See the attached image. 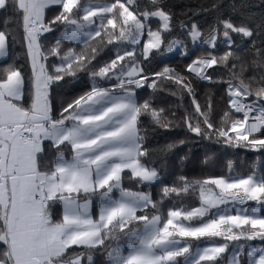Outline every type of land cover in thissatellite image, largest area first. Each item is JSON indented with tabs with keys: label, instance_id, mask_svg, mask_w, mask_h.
Here are the masks:
<instances>
[{
	"label": "snow or ice",
	"instance_id": "obj_1",
	"mask_svg": "<svg viewBox=\"0 0 264 264\" xmlns=\"http://www.w3.org/2000/svg\"><path fill=\"white\" fill-rule=\"evenodd\" d=\"M172 7L0 0V264H96L101 256L103 264H264V171L255 163L246 174L228 159L227 174L171 184L163 176L167 156L192 141L264 152V12L251 17L244 0ZM225 9L240 18H225ZM201 11L215 14L204 30L191 19ZM109 46L114 53L100 58ZM178 46L187 77L149 67ZM82 77L90 83L77 93ZM193 80L211 86L203 105ZM164 82L190 98L191 111L154 106ZM145 85L152 93L141 102ZM214 88L226 101L219 112ZM180 127L189 138L148 146L150 128ZM126 170L149 190L125 187ZM190 194L199 206L176 204Z\"/></svg>",
	"mask_w": 264,
	"mask_h": 264
},
{
	"label": "trees",
	"instance_id": "obj_2",
	"mask_svg": "<svg viewBox=\"0 0 264 264\" xmlns=\"http://www.w3.org/2000/svg\"><path fill=\"white\" fill-rule=\"evenodd\" d=\"M99 2H105V0H99ZM205 0H169V4L172 5V11L176 13H180L185 8H196L199 4L204 3ZM210 2V0H208ZM225 3H231L232 0H224ZM237 3H240V0H236ZM247 4V8L245 11L251 17H258L262 12H264V6H262L261 0H244ZM51 14V13H49ZM191 15V14H190ZM225 18L232 17L233 19H239L240 13L233 12L231 9H225L224 12ZM215 18V14L209 12H199L198 16H191V19L194 20L198 25L202 27V30L206 29L207 26L213 23ZM179 19H185V17L180 16ZM155 27V24L153 25ZM176 33H181L183 30L177 27L175 29ZM180 39H184L185 43L188 44L190 49H193V45L190 39L185 36H179ZM95 42H93L94 44ZM68 47H75L78 51L83 48V45H67ZM17 52H20L21 49L17 47ZM114 49H110L106 47L103 52L100 54V58L109 59L112 53H114ZM181 50L178 54L169 60L163 59L162 56L158 57V61L153 62L149 67L153 68L155 71H159L166 64L170 67L175 68L178 72H182L186 77L189 75L187 71H185V65L189 62L186 58L181 56ZM194 54H198L201 49L194 48ZM10 59V58H9ZM7 60H3L0 64L6 63ZM19 63H25L23 55H21ZM27 66V65H26ZM85 81V87H77L76 92H82L85 90L86 86L90 83L87 77H82ZM194 85L196 86V91L198 93L197 99L201 103L204 104V94L205 91L211 86L206 82H198L193 80ZM160 88L162 89L153 99L154 106L165 109V114L167 115L169 111H175L177 115L182 114V109L186 108L188 111L192 110L191 100L187 95L183 96L181 101L180 92L178 86L170 83L164 82L160 84ZM215 92V97L213 101L214 109L219 112L221 109L225 108L226 101L221 99L223 95V89L214 88L212 89ZM175 91L177 95H171V92ZM138 92V100L141 102L144 99H148L152 93V90L145 85L143 90H137ZM75 93L66 90L64 95L70 96ZM145 125H147V121L145 120ZM178 138H189L185 130L180 127L175 130V134L170 133L166 130L160 128H150L147 133L148 146L152 149H156L159 146H163L169 142H172ZM207 153H215L213 159L207 163H205V155ZM157 156L159 153L156 154ZM181 157H185V159H181ZM228 159H232L235 162V174H246L251 170V166L255 163L257 169L260 171H264V152L255 151V150H233L222 148L214 142L201 140V141H192L188 143L187 146H180L178 149L173 150L167 158L164 166V182L171 184L172 181L176 179L177 176L183 175L191 179H204L206 176H216L227 174L226 161ZM159 163V162H157ZM125 187H129L132 190H144L148 191V188L138 186L133 180H130L127 177V171L125 173ZM160 184L156 183L151 188L154 198L158 199ZM183 203L185 206L197 207L199 206V201L195 195H189L184 197L182 200H177L176 204L179 205ZM254 202H248L247 205H252ZM170 206V202L168 200L164 201V204L161 206L162 211H166V209ZM264 212V209H262ZM113 246H115L113 244ZM96 264H103V257L101 256L97 259ZM222 264H226V260L222 262Z\"/></svg>",
	"mask_w": 264,
	"mask_h": 264
},
{
	"label": "rangeland",
	"instance_id": "obj_3",
	"mask_svg": "<svg viewBox=\"0 0 264 264\" xmlns=\"http://www.w3.org/2000/svg\"><path fill=\"white\" fill-rule=\"evenodd\" d=\"M180 46H178L177 48H174L172 52H165L162 56L163 59H166V60H169V59H172L174 58L178 52L180 51ZM251 202V201H249ZM248 207H252L254 206V203L252 205H247Z\"/></svg>",
	"mask_w": 264,
	"mask_h": 264
},
{
	"label": "crops",
	"instance_id": "obj_4",
	"mask_svg": "<svg viewBox=\"0 0 264 264\" xmlns=\"http://www.w3.org/2000/svg\"><path fill=\"white\" fill-rule=\"evenodd\" d=\"M181 50V49H180ZM3 60H5V59H0V62H2ZM127 171V170H126ZM74 248H75V246H73Z\"/></svg>",
	"mask_w": 264,
	"mask_h": 264
}]
</instances>
